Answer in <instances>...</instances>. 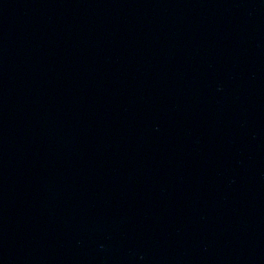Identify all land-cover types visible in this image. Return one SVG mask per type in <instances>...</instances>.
<instances>
[{"label": "water", "instance_id": "water-1", "mask_svg": "<svg viewBox=\"0 0 264 264\" xmlns=\"http://www.w3.org/2000/svg\"><path fill=\"white\" fill-rule=\"evenodd\" d=\"M0 264H264V0H0Z\"/></svg>", "mask_w": 264, "mask_h": 264}]
</instances>
